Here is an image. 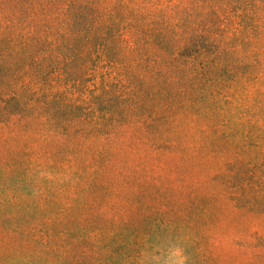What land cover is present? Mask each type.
Returning <instances> with one entry per match:
<instances>
[{"label":"trees","instance_id":"trees-1","mask_svg":"<svg viewBox=\"0 0 264 264\" xmlns=\"http://www.w3.org/2000/svg\"><path fill=\"white\" fill-rule=\"evenodd\" d=\"M188 107L222 126L209 172L222 184L200 201L160 191L116 147L133 126L162 134ZM237 112L264 119V0H0V144L9 153L0 164V264H64L61 243L70 264L77 254L86 264H152L170 251L204 264L207 233L192 226L202 213H264V126L244 129ZM55 135L68 144L59 164L25 144ZM22 137L14 151L10 141ZM120 152L124 180L99 181L97 161ZM57 175L63 183L53 185ZM82 208L92 224L80 223ZM247 241L264 246V235Z\"/></svg>","mask_w":264,"mask_h":264},{"label":"rangeland","instance_id":"rangeland-1","mask_svg":"<svg viewBox=\"0 0 264 264\" xmlns=\"http://www.w3.org/2000/svg\"><path fill=\"white\" fill-rule=\"evenodd\" d=\"M148 101L151 102V100H145L146 103ZM157 102L161 104L165 102V99H158ZM178 103L179 100L176 99L173 102V107ZM175 115L173 120V114L171 115V123L169 125L164 124L162 134L158 135L163 141V147L158 149L152 147L151 141L158 137L156 136L157 131L147 130L143 125L128 128V132L125 131L121 139L117 141L116 147L127 148L128 156L125 159L129 160L133 168H139V171L148 169L142 171L143 173L140 172L141 175L139 176L151 177L153 181L160 184V191L166 189L176 194L177 197L187 200L193 195L197 201H200L208 193L216 191L217 187L222 184L219 178L215 181L209 178V172L214 171L218 166L220 151L216 148L221 140L216 137V133L222 130V126L215 116H206L207 114L197 113V111L195 113L191 107L179 108ZM233 120H242L245 125L244 129L251 128L252 122L264 126V119L258 116L250 117L247 113L240 114L237 112ZM60 140L61 137L56 135L48 137L45 141L30 138L25 141L22 137L12 139L10 145L14 151L25 147V144L27 147L39 149L43 155L42 160H44L43 157H47V160L56 161L59 164L68 155V144H63ZM73 143L77 145L79 142L74 139ZM90 152L89 148H84V157H89L86 155ZM8 155L4 144H0V164ZM84 157L78 161L76 166L81 165ZM123 160V152H120L117 158L109 161L104 158L98 160V165L101 168V175L97 177L99 181L109 182L112 185L123 181L124 175L122 173L124 171L122 170L126 166L123 164ZM56 177L53 185L62 184L63 176L57 175ZM35 180H39V177H36ZM88 181L89 177L86 176L80 183L86 186ZM215 183H218L216 189ZM7 191L10 194L4 196H10L14 193L11 189H7ZM85 195L92 200V191L85 193ZM98 196H101V192L96 194V197ZM90 215H92L90 209L82 208L76 211V216L82 225L92 224ZM202 216L204 220H199L192 226L207 233L206 254H203L204 264H264V246H258L247 241L251 233L257 229L264 235V213L232 212L227 207V209L202 213ZM211 242H214L216 246L213 250L209 248ZM34 245L38 246L37 244ZM61 246L64 248L62 257L64 264H70L69 244L61 243ZM20 247V243H16V245L10 246V250H18ZM89 247L88 244L81 243L77 249L80 251L89 249ZM180 254L179 252H166L160 257L158 263L152 264H182L181 261L185 262V258L181 257L180 259ZM83 258L84 255L80 254L79 256L77 254L75 264H86ZM15 261H18V256L16 254L10 255L8 262L13 263Z\"/></svg>","mask_w":264,"mask_h":264}]
</instances>
